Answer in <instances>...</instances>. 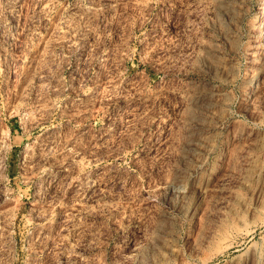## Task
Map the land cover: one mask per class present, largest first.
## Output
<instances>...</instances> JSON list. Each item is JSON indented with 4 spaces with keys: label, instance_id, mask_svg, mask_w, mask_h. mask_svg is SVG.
I'll use <instances>...</instances> for the list:
<instances>
[{
    "label": "rangeland",
    "instance_id": "obj_1",
    "mask_svg": "<svg viewBox=\"0 0 264 264\" xmlns=\"http://www.w3.org/2000/svg\"><path fill=\"white\" fill-rule=\"evenodd\" d=\"M256 42L264 0H0V264H264Z\"/></svg>",
    "mask_w": 264,
    "mask_h": 264
},
{
    "label": "bare ground",
    "instance_id": "obj_2",
    "mask_svg": "<svg viewBox=\"0 0 264 264\" xmlns=\"http://www.w3.org/2000/svg\"><path fill=\"white\" fill-rule=\"evenodd\" d=\"M257 40V39H256ZM255 41V40H254ZM257 43V42H256ZM259 43V42H258ZM255 44V45H252V46H254L255 48L253 49V53H254V55L256 56H260V55H262V54H264V45L262 44V45H259V44ZM252 44V43H251ZM256 56V57H257ZM259 59H260V57H259ZM186 95H187V92H185V91H183L182 92V94H179V93H176V96L179 98V99H185L186 98ZM220 227V226H219ZM220 228H222V227H220ZM250 229V228H249ZM242 231V230H241ZM248 232H249V230H248ZM247 232V233H248Z\"/></svg>",
    "mask_w": 264,
    "mask_h": 264
}]
</instances>
